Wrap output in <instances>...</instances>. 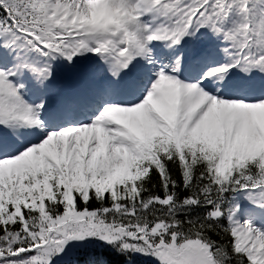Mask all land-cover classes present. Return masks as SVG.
I'll list each match as a JSON object with an SVG mask.
<instances>
[{
    "label": "snow or ice",
    "instance_id": "6c2138e0",
    "mask_svg": "<svg viewBox=\"0 0 264 264\" xmlns=\"http://www.w3.org/2000/svg\"><path fill=\"white\" fill-rule=\"evenodd\" d=\"M0 264H264V0H0Z\"/></svg>",
    "mask_w": 264,
    "mask_h": 264
},
{
    "label": "rangeland",
    "instance_id": "374dc122",
    "mask_svg": "<svg viewBox=\"0 0 264 264\" xmlns=\"http://www.w3.org/2000/svg\"><path fill=\"white\" fill-rule=\"evenodd\" d=\"M66 79L73 83V86L77 83V70L75 69H64L59 73L58 85L60 88H64L63 84L66 83Z\"/></svg>",
    "mask_w": 264,
    "mask_h": 264
},
{
    "label": "bare ground",
    "instance_id": "6f19581e",
    "mask_svg": "<svg viewBox=\"0 0 264 264\" xmlns=\"http://www.w3.org/2000/svg\"><path fill=\"white\" fill-rule=\"evenodd\" d=\"M74 87V86H73Z\"/></svg>",
    "mask_w": 264,
    "mask_h": 264
}]
</instances>
